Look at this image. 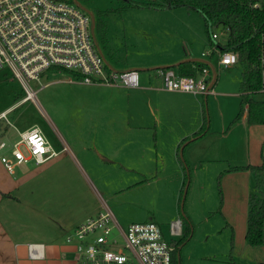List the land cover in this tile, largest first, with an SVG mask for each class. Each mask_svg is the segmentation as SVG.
Instances as JSON below:
<instances>
[{"label": "rangeland", "instance_id": "obj_1", "mask_svg": "<svg viewBox=\"0 0 264 264\" xmlns=\"http://www.w3.org/2000/svg\"><path fill=\"white\" fill-rule=\"evenodd\" d=\"M81 1L96 17L99 10L113 9L105 19L108 33L104 53L119 70L128 67L143 70L140 72L142 84L156 68L166 65L163 63L170 57L183 53L204 58L203 54L211 49L204 19L197 12L185 8L119 10L123 0ZM213 31L219 34L222 44L227 42L221 29ZM213 63L217 67L218 82L213 86L207 104L211 130L230 127L238 114L243 71L240 64L228 69L217 65L216 58ZM31 86L37 92L35 99L18 105L9 114L14 127L6 131L0 128V140L16 141L19 132L36 126L56 155L43 164L30 161L19 165L12 174L1 162L2 155L13 158L11 152L0 151V177L12 180L14 188L20 192L18 196L25 195L18 201V218H24L29 206L27 201L32 200L41 211L54 216L62 213L69 219H76L83 211L86 213L105 203L123 227L129 220L133 223L154 221L169 236L171 221L168 217L172 213L180 218L191 214L199 221L218 208L217 171L227 169L231 164L206 161L196 166L186 154L197 153L198 145L184 151L186 166L182 165L179 155L178 159L168 157L163 164L156 157L153 140L156 125L149 111V92L134 94L133 89L86 84L63 71L46 72L41 84L31 82ZM25 96L23 86L11 72L8 69L1 71L0 113L18 104ZM132 97L136 99L135 103ZM256 98L264 99V94H258ZM0 126L4 128L5 121L0 122ZM128 127L141 128L134 129L131 146L127 142L121 145V141L129 137ZM242 133L243 130L237 127L228 140L218 137L217 146L221 152L227 143L240 140ZM234 161L238 163L236 165L244 163L238 158ZM186 177L189 186L182 212L180 196ZM32 194L31 199L28 195ZM215 220L221 221L216 217L201 228L207 230ZM223 238L222 235L212 239L219 244L215 253H222L225 244L228 245ZM203 240L201 236L197 237L186 250L192 248L193 253H199L204 247L206 253H211ZM182 257L183 250L181 264Z\"/></svg>", "mask_w": 264, "mask_h": 264}, {"label": "built area", "instance_id": "obj_2", "mask_svg": "<svg viewBox=\"0 0 264 264\" xmlns=\"http://www.w3.org/2000/svg\"><path fill=\"white\" fill-rule=\"evenodd\" d=\"M221 34L226 36V32ZM95 36L104 55L96 45L91 14L75 0H0V72L8 69L26 92L18 104L0 113V121L14 127L9 114L18 105L35 99L37 92L31 82L41 84L46 72L63 71L86 84L141 87L139 71H116L109 66L106 59L111 61L103 51L96 26ZM212 39L222 44L214 31ZM203 56L212 63L216 58L217 65L223 68L238 65L235 52L222 51L218 46H211ZM259 64V93L264 94V32L260 39ZM158 74L163 89L170 92L209 95L215 84L211 86L213 76L208 67L198 77L181 76L172 68L159 69ZM0 151L11 152L13 158L2 155L1 162L12 174L19 165L30 161L43 164L56 155L36 126L19 132L16 141L0 140ZM182 233L181 218L170 223L166 237L163 227L154 221L122 227L113 211L105 207L79 224L66 241L75 246L81 264H172L175 246L171 239L181 237ZM43 248L42 244H29V257L43 258Z\"/></svg>", "mask_w": 264, "mask_h": 264}, {"label": "crops", "instance_id": "obj_3", "mask_svg": "<svg viewBox=\"0 0 264 264\" xmlns=\"http://www.w3.org/2000/svg\"><path fill=\"white\" fill-rule=\"evenodd\" d=\"M188 58L194 57L178 53L164 62L163 64L166 65L163 66L174 65ZM197 59L208 60L205 57ZM131 68L139 69L128 67L122 70ZM174 70L179 74L177 69ZM217 82L218 76L215 84ZM132 91H134V94L137 91L149 92L150 94L148 96V106L156 125L153 135L156 157L163 164L168 157L178 159L179 155L182 158V165L186 166L187 163L185 158H183L184 151L191 147L193 148L194 145H198L200 149L197 153L190 152L188 156L186 154V157L187 159L190 157L196 166L198 163L204 164L206 161L214 164L219 161H225L231 164L227 169H219L216 175L217 187L220 179L223 193L221 211H217L220 206L219 197L218 208L212 212V215H204L203 219L199 221L193 215H188L195 226V233L192 240L183 248L182 264H232L231 257L229 256L232 242L234 243L233 257L236 264L264 262V245L254 248L249 246L246 241L247 221L250 209L249 202L250 196L255 189V176L250 170L228 171L231 167L259 166L262 164L264 124L249 125L247 123V114L245 113L240 121L232 124L233 119L231 126L224 129L211 130L207 124L209 129L207 134L196 141L183 143L185 139H192L193 135L205 125V109H207V104L210 103L209 97L211 94L196 96L189 93L166 91L163 89L158 70L153 74H149L146 77V82L142 84L141 81V87ZM213 95H215V92ZM129 100H131V94ZM133 102H136L135 98H133ZM130 114L134 115L133 113ZM237 127L243 130L241 135L242 142H240L241 139L232 140L230 144L227 143L224 151L221 152L217 146L218 137L228 140L230 134L233 133V129ZM140 128L128 127L129 137L121 141V145L127 142L131 146L132 133L134 129ZM180 146L181 154L178 153ZM236 158L242 159L244 163L236 165L238 164L234 163V159ZM159 173L163 172L160 171ZM19 193L14 188L11 179L0 177V264H81L75 246L67 243L66 237L72 234L74 229L87 218L97 215L105 207L109 206L102 203L92 210H87L88 212L86 213L83 211V214L76 219H69L62 215V213L54 216L47 211H41L40 208H37V202L32 200L31 202L27 201L29 206L28 211L24 212V218H18V201L22 200L21 197H25L23 193L21 196H18ZM32 196L34 195H28L31 199ZM216 217H220L221 221L215 220V223L208 225L207 230L201 228L204 223H210ZM168 218L172 222L180 217H176L174 212ZM132 223L133 221L131 220L125 221L126 227ZM26 229L27 231H25ZM222 235L224 242H227L228 245L226 246L225 244L222 253H215L219 244L217 240L212 239ZM200 236L204 239L202 243L206 247H209L208 250L211 253H206L204 247H202L199 253H193L192 248L188 251L186 250ZM31 243L44 245L43 258L31 259L29 257L28 245ZM219 254H222L221 257H219Z\"/></svg>", "mask_w": 264, "mask_h": 264}, {"label": "trees", "instance_id": "obj_4", "mask_svg": "<svg viewBox=\"0 0 264 264\" xmlns=\"http://www.w3.org/2000/svg\"><path fill=\"white\" fill-rule=\"evenodd\" d=\"M129 8L148 9L152 11H162L170 9L185 8L189 11L199 13L204 19L210 46H218L222 51H232L237 54L238 64L242 67V79L240 82V110L234 118L232 124L240 121L245 113L249 125L264 124V99L256 98L261 94V67L259 64L260 39L264 32V0H123V6L119 10ZM112 10L98 11L96 32L99 34L100 43L106 46L107 24L106 17ZM221 29L226 32L227 42L225 44L215 43L212 39L213 30ZM214 55V54H213ZM211 68L203 61L190 60L178 63L172 68L177 69L181 76L198 77L204 68ZM212 73V71H211ZM23 99V98H22ZM21 99V100H22ZM19 100V101H21ZM208 109H205V125L197 131L192 139L183 141H196L208 133ZM2 122V121H0ZM6 131L9 126L5 123ZM181 154V146L178 150ZM183 153V152H182ZM250 170L255 176V189L250 196V209L247 221L246 241L251 247H261L264 245V152L262 153V164L259 166H239L231 167L228 171ZM189 184V179H185L181 193V201L184 190ZM221 211L223 205V193L221 181H218ZM183 233L180 239H171V244L175 246L172 253V264H181V252L183 248L192 240L195 233V226L187 215H183ZM164 234L168 237L166 231ZM230 253L232 264L233 245ZM264 264V262L256 263Z\"/></svg>", "mask_w": 264, "mask_h": 264}, {"label": "water", "instance_id": "obj_5", "mask_svg": "<svg viewBox=\"0 0 264 264\" xmlns=\"http://www.w3.org/2000/svg\"><path fill=\"white\" fill-rule=\"evenodd\" d=\"M76 1V3L79 5V6H81V7H83L84 9H86L87 11H89V13L91 14V16H92V19H93V33H94V38H95V41H96V45H97V47H98V50L100 51V53H101V55H104L103 54V52H102V50H101V47H100V44H99V42H98V40H97V38H96V36H95V26H96V15H95V13L94 12H92V11H90L88 8H86L85 6H83L78 0H75ZM190 60H198V61H203V62H205V63H207L208 65H209V67L211 68V71H212V76H213V81H212V83H211V86L215 83V80L217 79V71H216V68H215V66H214V64L211 62V61H209V60H205V59H197V58H188V59H185V60H183V61H181V62H184V61H190ZM106 61L108 62V64H109V66L112 68V69H114V70H116V71H124V70H119L118 68H115V66L113 65V64H111L107 59H106ZM181 62H179V63H181ZM178 64V63H177ZM177 64H174V65H177ZM174 65H170V66H163V67H158V68H156L155 70H159V69H169V68H172ZM125 70H136V71H139V72H141V71H143V70H141V69H135V68H131V69H125ZM210 86V87H211ZM189 186V184L187 185V187ZM187 187L185 188V190H184V194H183V198H182V202H181V210H182V212L184 211V202H185V196H186V193H187Z\"/></svg>", "mask_w": 264, "mask_h": 264}]
</instances>
